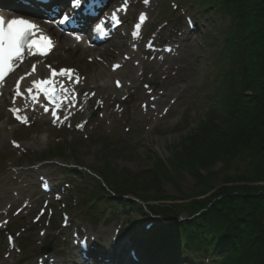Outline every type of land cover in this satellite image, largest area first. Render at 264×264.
Returning a JSON list of instances; mask_svg holds the SVG:
<instances>
[{"label":"rangeland","instance_id":"rangeland-1","mask_svg":"<svg viewBox=\"0 0 264 264\" xmlns=\"http://www.w3.org/2000/svg\"><path fill=\"white\" fill-rule=\"evenodd\" d=\"M121 1L114 0L116 5ZM129 1L132 7L127 21H135V14L144 10L142 0ZM200 2L195 0L197 5ZM150 3V21L144 33L162 44L179 46L180 49L156 59L150 54L137 52L129 63L130 67L133 63H140L133 66L136 80L123 76L125 67L120 74H106L111 73L109 65L112 62L122 60L128 53L124 43L120 50L101 62H92L91 58L76 60L65 54L63 49L56 51L48 60L47 64L55 67L77 69L86 78L84 91L96 93L89 110L80 119L76 118L75 125L82 124L84 128L75 130L66 126L58 129L40 119L39 115L35 117L33 126L20 127L10 118L6 105H0V223L4 225L8 207L13 205L10 225L4 227V231L7 228L14 232L17 245L14 250L6 243L2 246L0 259L5 264H37V259L42 258L43 248L50 245L54 252L64 254V261L58 257V264H74L77 257L71 241L77 230L97 236L100 248L106 250L113 248L109 245L115 231H119V240L123 244L130 242L136 246L135 243L144 242L143 237H134V230L141 231L140 224L149 217L147 207L154 204L149 202L154 188L146 193L142 184L145 173L153 168L157 159L167 165L169 171L168 178L161 180V193L169 198H179L181 192L186 193L193 188L191 176L174 170L171 157L188 143L191 136L200 133L197 128L202 122L215 123L223 111L218 104L214 106L212 100L219 86L217 59L221 45L217 38L231 22L213 15L210 8L197 10L187 0H150ZM187 16L197 23V31L191 32L187 28ZM124 36L125 32L122 41ZM94 73L97 75L95 80L92 79ZM116 79L122 81L123 89L115 88ZM145 87L154 90L151 96H155V103H149L154 98L146 93ZM146 103L148 108H142L141 104ZM210 112H213L212 117ZM92 114H95L94 118ZM13 140L21 145L20 149L13 148ZM59 146L65 148V158L41 162ZM107 162L116 175L125 178L124 189L130 192L128 197L141 200L134 207L127 202L128 199L116 196L100 197L99 201H94V206L91 204V196L97 193L103 182L92 171L99 172ZM222 166L216 164L214 171L225 174ZM236 169L237 165H233L228 173L233 175ZM39 176L61 181L63 186L69 185L64 190V203L65 212L70 215V227H62L61 210L65 206L61 203L51 205V208H56L51 219L47 212L39 224L32 223L43 205V200H39L35 193ZM30 197L32 209L15 217L13 211ZM157 203L178 202L166 200ZM179 217L188 219L184 213ZM122 257L130 262L126 249ZM193 258L195 263L202 261L201 255L195 254ZM205 264L208 263L205 261Z\"/></svg>","mask_w":264,"mask_h":264},{"label":"trees","instance_id":"trees-1","mask_svg":"<svg viewBox=\"0 0 264 264\" xmlns=\"http://www.w3.org/2000/svg\"><path fill=\"white\" fill-rule=\"evenodd\" d=\"M199 1V9H211L231 22L217 38L219 86L212 100L223 111L216 124L202 122L200 133L171 157L173 169L193 179L191 190L179 198L161 193L169 171L160 159L145 173L143 191L154 188L148 213L169 221L150 235L149 252L168 254V261L184 253L201 255L211 264H264V0ZM64 152L58 147L52 154ZM216 164L223 165L225 174L214 171ZM93 173L103 181L94 199L129 196L125 178L110 163ZM166 200L178 203L155 204ZM128 203L135 206V201ZM182 213L188 219L174 222Z\"/></svg>","mask_w":264,"mask_h":264},{"label":"snow or ice","instance_id":"snow-or-ice-1","mask_svg":"<svg viewBox=\"0 0 264 264\" xmlns=\"http://www.w3.org/2000/svg\"><path fill=\"white\" fill-rule=\"evenodd\" d=\"M82 0H74L75 7H79ZM149 0H144V3L147 5ZM69 15H64L63 20H67ZM145 17L141 15L143 20ZM37 25L30 22L28 19L23 18H13L6 20L3 15H0V63L8 64L13 62L15 59L19 58L22 54V49L25 44L29 48L41 49L42 40L34 37L33 29H36ZM44 40H47L51 44L50 38L44 37ZM39 54H45L43 51H40ZM70 70H61L59 75H66ZM35 72V69H33ZM52 75H57L55 71L52 72ZM47 83V81H44ZM16 111V110H13ZM19 119V116L17 117ZM26 122V120L24 121ZM15 143V142H14ZM19 147V145H16Z\"/></svg>","mask_w":264,"mask_h":264},{"label":"bare ground","instance_id":"bare-ground-1","mask_svg":"<svg viewBox=\"0 0 264 264\" xmlns=\"http://www.w3.org/2000/svg\"><path fill=\"white\" fill-rule=\"evenodd\" d=\"M2 7V6H1ZM66 42L69 41V39H65ZM56 45H58V42L56 43ZM113 47V51H111L110 49H97V50H91V49H86L84 48L83 46L81 45H64V53L67 54L68 56H70L71 58H75L76 60H80V61H83L86 57L85 55L88 54L89 57L92 55V56H98V57H104L105 60H107L111 53H115L117 50L120 49L121 45H120V41H113V45L111 46ZM85 61V60H84ZM125 63L126 65V68H125V72L123 73V76L127 77V78H132L133 80H136L135 79V73H136V69L132 66L130 67L129 66V62H123ZM40 65V63H39ZM107 75H111L109 74L108 72L106 73ZM39 76L38 72H36L35 74H30L27 78L23 79V83H25L26 80H28V84L26 85L27 86V89L30 90L31 88L28 86L29 85V82L31 80H34V78H37ZM92 79L95 80L97 79V75L94 73L93 76H92ZM25 105V106H24ZM18 106H21V107H28L29 106V103L28 102H23L21 104H19ZM18 109H21L18 107ZM24 114V110L20 111ZM26 114V112H25ZM123 245V243H122ZM117 263L119 264H122L123 260H121V258L118 257V259L116 260ZM125 264V263H124Z\"/></svg>","mask_w":264,"mask_h":264}]
</instances>
